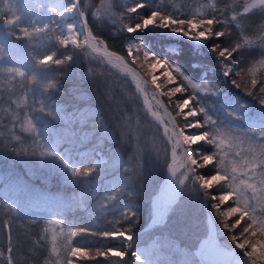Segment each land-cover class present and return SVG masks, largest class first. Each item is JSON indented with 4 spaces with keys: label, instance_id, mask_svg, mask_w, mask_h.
Segmentation results:
<instances>
[{
    "label": "trees",
    "instance_id": "1",
    "mask_svg": "<svg viewBox=\"0 0 264 264\" xmlns=\"http://www.w3.org/2000/svg\"><path fill=\"white\" fill-rule=\"evenodd\" d=\"M50 1L54 0H0V22L12 15L6 5H14L16 13L22 18L19 7L24 5L28 10L25 18L29 13L41 15ZM61 1L71 6L72 0ZM253 1L246 0L249 5L254 4ZM244 2L202 0L195 8L176 13L178 17H191L201 13L211 15L216 11L221 17L222 23L213 27L226 31L228 35L220 39L213 37L197 45L184 38L166 37L158 33L149 36L142 31L130 33L120 28L121 17L129 8H138L134 14L137 17H148L158 9L157 0H83L88 27L93 35L104 42L107 51L124 56L126 63L149 81L146 67L141 68L139 61L132 64L131 58L127 56L129 48L139 47L154 58L178 68L192 83L189 84L183 76L173 72L175 83L169 85L161 75L158 80L161 92L174 87L185 89L171 101L163 95V104L171 117L175 118L177 127L181 128L185 122L177 115L173 101L195 96L190 108H202L204 115L217 122L221 135L233 138V146H226V151H220L229 171L233 162L242 165L241 158L234 155L237 151L242 155L244 152L250 155L249 148L254 146L259 157L258 146L251 140V132L264 129L261 124L264 120V104L243 90L244 85L250 84L252 79L248 68H255V75L264 79V69L257 63L264 57V48L257 46L259 36L264 35V10L253 8L247 18L241 21V27H237L235 23H229L231 9ZM197 10L201 13H197ZM224 12H228L226 18L222 15ZM126 22L134 24L138 18L133 17ZM242 32L248 33V39L253 41L254 46L245 47L234 54L238 64L244 63L241 76L235 77L241 84V88H237L224 75L223 68L230 62L223 61L213 49L218 45L235 44ZM44 38L47 43L37 51L32 40H17L13 36L14 62L3 65L20 67L26 71V75L34 74L37 82L29 83L30 75L13 79L7 73L0 72L2 82L16 90L25 104L36 102L37 109L41 101L45 105V112L40 113V117L33 116L41 138L34 141L16 130L9 137L0 133V222L14 221L13 255L16 264H64L69 242L93 250L115 247L116 241L96 236L78 234L71 237L70 230L85 228L89 232H98L111 229L113 224L108 221L119 219L129 210L136 214L134 223L128 225L132 227L131 235L148 232L149 236L156 238L154 255L157 264H209L203 260V254L212 240L233 252V258L245 259L250 263L245 250L237 248L231 239L236 234L242 242L241 230L247 221H241L234 233L225 229L222 217L212 207L213 201L195 178L196 175L210 178L216 174L220 167L217 163L198 169V173H190L183 193L166 215L165 222L155 224L147 231L153 223L151 203L168 175L171 159V147L162 138L160 126L147 119L133 94H124L129 81L112 72L101 58L86 47L63 48L55 43L54 34H44ZM47 49L50 53L55 52L57 59L63 60L67 56H71V59L60 66L50 62L48 66L41 67L36 64V57ZM18 54L24 55L19 58ZM163 69L166 70L162 67L157 73L162 74ZM43 81H54L56 87L43 92L40 87ZM193 84L200 85L201 89H194ZM127 96L135 102L133 105ZM48 111H52L53 116H47ZM28 115L31 117L30 113ZM194 120L202 121L203 115ZM5 139L21 155L3 146L2 141ZM45 149L56 152V157H41L40 153ZM33 151L35 156L32 155ZM192 151L201 155H214L217 150L210 144L200 142L193 146ZM98 154L105 159L103 165L94 163ZM89 167L95 168L96 172L87 178L85 185L71 177L74 168ZM260 171L257 169V172ZM239 179L241 177L238 176ZM228 190L227 184L222 181L208 191L216 196ZM108 195L115 198L107 204L105 211L100 201ZM235 199L233 196L231 200L225 201L220 211L234 207ZM8 204L17 207L18 214L11 212ZM238 218L234 216L228 222L231 224ZM7 247V228H4L0 230V251L4 252L5 257L8 255ZM79 264L111 263L100 260L79 261Z\"/></svg>",
    "mask_w": 264,
    "mask_h": 264
},
{
    "label": "snow or ice",
    "instance_id": "2",
    "mask_svg": "<svg viewBox=\"0 0 264 264\" xmlns=\"http://www.w3.org/2000/svg\"><path fill=\"white\" fill-rule=\"evenodd\" d=\"M6 6L12 15L3 20V25L6 26V28L3 32H0V37H2L0 38V72L7 73L13 79L16 76L27 78V76L30 75L31 79L29 83L37 82V77L34 74L28 73L26 75V71H22L20 67H3L5 63L11 64L14 62L13 41L11 39L13 36H15L17 40L21 38L32 40L38 34H54L55 43H58L63 48H68L69 44L73 45L77 49L87 46L91 47L93 51L103 50L107 57H115L116 60L126 63L124 56L117 55L114 51H107V48L104 46V42L93 35V32L88 27L86 9L83 7V0H72L71 6H66L65 4L58 2L52 3L48 8V11L53 13L52 16L47 19L39 20V23H37V21H32L28 26L21 23L22 17L16 13L14 5ZM213 8H215L214 5ZM241 8L243 9L242 12L240 11ZM253 8L264 10V0H255V3L252 5H249L245 0L244 3L236 5L231 9L232 14L229 23H235L237 27H241V21L247 18V14L252 12ZM137 12V7L129 8L128 12L121 17L120 28L131 33L145 30L150 26H155L161 29H170L176 33H182L184 36L193 40H208L213 37L220 39L225 38L228 35L226 31L214 29V25L222 23L221 17L216 14V11H213L211 15L201 13L199 16L194 15L191 17H178L172 13L162 10L159 6V8L154 10L148 17H137L134 15ZM73 13L82 19V23L79 29H77L76 27L71 26V22H69V26L67 27L68 35L65 37L63 35L64 31H62L59 26L62 24L61 21H63L65 17ZM222 15L226 18L228 16V12H224ZM56 17H60L61 19L57 20ZM133 17L138 18V22L134 24L126 22V20L132 19ZM17 29L19 30L18 33ZM57 29L60 31L57 32ZM262 31H264V29H262ZM252 46H254V43L248 39V33L242 32L240 39H238L235 44L231 46L218 45L213 49V51L223 61L230 62V65L223 68L224 75L228 76L237 88H241V84L235 79V77L241 76L242 71H244V63L238 64V62L234 60V54L240 52L242 49H245V47ZM257 46L264 48V35L259 36ZM127 56L131 58L132 64H136L139 61L141 68L146 67L148 75L151 77V84L155 87L157 92H159V89L161 88V84L158 83L157 76L155 75L158 67H164L166 69L163 76L169 85L175 83L173 72L183 76L178 68L173 67L167 61L162 62L154 58L139 47L129 48L127 50ZM70 59L71 56H67L63 60L57 59L56 53H50L47 49L43 54L37 55L36 64L41 67H46L50 64V62H54L55 65L60 66L63 65L65 61ZM110 62L111 61L109 60V63ZM257 63L261 69H264V57L257 61ZM255 71V68H248V72L252 73V79L250 80V84L244 85L243 90H245L248 95L257 98L261 104H264V79L256 76ZM183 79L188 81L184 76ZM189 84L192 83L189 82ZM192 86L194 89H201L200 85L193 84ZM40 87L43 92H48L50 89H54L56 84L54 81H43L40 82ZM184 91L185 89L182 87H174L170 91L159 92V95H165L169 98V101H171L178 93H182ZM193 101H195L194 95L175 103L177 115H182L185 122L179 130L173 127L171 133L169 134L168 127L165 126L164 129L165 134L168 135L169 140L172 141L171 154L173 164H175V158L178 153L182 152V160L185 170L190 173H198V169L205 168L207 165H214V163L220 165V167L217 168L216 174L210 176V178L196 175V181L205 191V194L210 196V199L213 201V209L217 210L218 215L222 217L223 226L230 233H234V230L239 227L241 221H247L246 226L241 230L242 242L236 234H233L231 239L237 248L245 250V255L247 256L250 264H260V262H264V130L256 133L259 139H251L252 141H256V145L259 147V157L256 155V147L254 146H250L249 148V154L251 157L249 159H245L242 153L237 151L234 155L240 157L243 160V164L238 165L236 162H233L229 171L225 165L223 156H220V151H226V146L227 148H231L233 146L232 136L221 135L219 128L217 127V122L204 115L202 108H190V104ZM157 103L159 104L160 101L157 100ZM185 109H187V112H185ZM36 111L38 113L45 112V105L43 101L40 102V107L36 109ZM46 115L51 117L53 116V112L48 111L46 112ZM169 115L171 114L169 113ZM202 115V121L194 120V118ZM174 119L175 118L173 117V120ZM16 122L17 121L15 120L13 121V127ZM161 123L164 122L161 121ZM5 127L7 126L5 125ZM21 128L25 131H29L30 133H34V141L41 138L37 131L33 116L27 118L26 121L21 124ZM186 129H196L200 131L196 134H190L191 132H186ZM236 136H239L238 132L236 133ZM200 142L212 145L217 151H215L214 155H201L199 153H194L192 151L193 146L199 144ZM2 144L10 150L16 152L18 155H21L17 148L7 139L3 140ZM24 154L27 155L26 152ZM32 155L35 156L36 153L33 151ZM40 155L41 157L53 158L56 157V152L45 149L40 153ZM217 157H219V159H217ZM257 169H262L259 172V176L261 177L259 186L256 183L250 182L255 180ZM95 172L96 169L92 167L74 168L71 171V177L80 182L82 185H85L87 183V178L92 177ZM169 172L172 176H175V167L169 166ZM238 176H246L249 180H238ZM183 177V179L179 180L180 184H183L184 180L187 178L186 176ZM222 181L227 184V188L229 190L222 191L224 194L212 196L208 190L211 189L214 184H219ZM249 191L251 192V196H247L245 194ZM233 196L236 197L234 201L235 206L229 207L226 211H220V206L223 205L225 201L231 200ZM114 198V196L108 195L100 201L101 206L105 211L107 209V204ZM8 208L11 212L18 214L17 207H13L12 204H8ZM257 208L259 209V212H257ZM234 216H238L239 218L230 224L228 221ZM135 218V212L129 210L123 213L119 219L108 221L110 224H113L111 229L89 232L88 229L78 228L76 230H70V236L76 237L78 234H84L96 236L104 240H123L125 242H130L133 239V236L131 235L132 227L128 225L133 224ZM33 223H35V221H33ZM51 223H59V221H51ZM4 228H7L8 255L5 257L4 252L0 251V264H4L5 260L6 264H16V259L13 255L15 250L13 241L14 221L4 220L0 222V230H3ZM53 252H56L55 247L53 248ZM126 255L127 253L125 251L115 247H98L93 250L79 245H71L69 242V246L65 254L64 264H79V261L97 262L100 260L109 261L114 259L118 264V261L125 260ZM133 256L137 261V264H145L141 257L136 256L135 253H133Z\"/></svg>",
    "mask_w": 264,
    "mask_h": 264
},
{
    "label": "rangeland",
    "instance_id": "3",
    "mask_svg": "<svg viewBox=\"0 0 264 264\" xmlns=\"http://www.w3.org/2000/svg\"><path fill=\"white\" fill-rule=\"evenodd\" d=\"M57 2L62 3L61 0L50 1L47 3V7L44 9L41 15L38 13H29L25 18L24 16L26 15L28 10L24 5H21L19 7L23 16L21 23L25 26H28L32 21H37L39 23V20L47 19L48 17L53 15V13L48 11L49 5ZM201 2L202 0H157V7L159 8L160 6L162 10L175 15L176 13L179 14L189 8H195L196 6L200 5ZM253 2L255 3V0ZM0 8L2 9V6H0ZM197 13H201V11L197 10ZM56 19L60 20L61 18L57 17ZM78 21L80 22L78 16H76L75 14L73 16L72 14H69L67 17L64 18L63 21H61L62 24L59 27L62 31H64L63 35L65 37L68 35V33L64 28L69 26V22H71V26L76 27L75 25ZM5 28L6 26L3 25V21L0 22V32H3ZM59 31L60 30L57 29V32ZM18 32L19 30L17 29V33ZM142 32L149 36H153L154 33H158L166 37L182 39L184 38L186 41L197 45H202L205 42V40H193L189 37L184 36L182 33H176L171 31L170 29H161L155 26H150L147 29L142 30ZM33 39L31 43L34 45L37 51L41 50L42 46L47 43V40L44 38V34L36 35L35 41H33ZM69 47L75 48L71 44H69ZM86 49H88L93 55L101 58L103 63L112 72L129 81V84L126 86L124 94H133L135 100H137L142 106L141 111L147 115V119L157 123L160 126L162 138L170 145L172 152V141L169 140L168 135L165 134L164 129L165 126H167L170 134L173 127H175L177 130H179V128L177 127L175 121L169 115V113L166 112V107L164 106L162 101L163 95H159V92H161V90L159 89V92L155 90V87L151 84V77L150 80L147 81L139 75L137 70H135L127 63L118 61L115 57H107L106 53L103 50L93 51L91 47L87 46ZM24 54H18V57L20 58ZM109 60L111 61L110 63ZM159 70H162V67H158L156 69L155 75L157 76V81L165 71L163 69V73L158 74L157 71ZM140 79H142L144 82L141 83ZM127 100H129V103L132 105L133 103H135L130 100L129 96H127ZM157 100L160 101L159 104L157 103ZM175 103L176 101H173L174 106ZM37 106L38 105L36 104V102L33 101L25 104L23 97L21 95H17V91H14L12 88L4 84L0 78V133H4L6 135L5 137L14 135V130H16L19 131L21 135H28L32 139H34L35 134L30 133L29 131H25L23 128H21V124L24 123L27 118H29V113L31 114V116L39 115L40 117V113L36 112ZM179 116L183 118L182 115ZM14 120L17 122L13 127ZM161 121H163L164 123H161ZM261 124L264 128V120L261 122ZM5 125L7 127H5ZM185 131L191 132L190 134L197 133L195 129H186ZM219 131L221 132V130ZM256 133V131L252 130L251 137L253 139H259ZM243 156L245 159L251 158L250 155H245V152ZM94 163L98 165H103V163H105V159L98 154L94 160ZM241 164H243L242 159ZM170 165L175 167L176 175L172 176L168 169V175L165 177L163 183L159 186L158 193L153 198V201L151 203L153 223L150 225L147 231H150L151 227H153L155 224H162L165 222L166 215L169 213L171 207L176 203L178 197L181 196V194L183 193L184 187L187 184L188 178L190 177V172L185 170L184 167V163L182 160V152L178 153L177 157L175 158V164H173V158L171 154ZM183 176H186L187 178L184 180L183 184H180L179 180L183 179ZM241 179L249 180V178L246 176L241 177ZM260 179L261 177L259 176V172H256L255 180H252L250 182L256 183L259 186ZM245 194L247 196H251L250 191L246 192ZM257 211H259L258 208ZM116 242L117 244L115 245V248H119L127 253L125 260L118 261V264H137L133 253H135L136 256L141 257L144 260L145 264H157L156 256L154 255V250L157 247V240L156 238H152V236H149L148 232L134 235L132 241L130 242H125L123 240H118ZM203 260L209 264H250L245 259L238 260L233 258V252L221 246L219 243H217L216 240L211 241L207 252L203 254ZM109 261L111 264H117V261L115 259Z\"/></svg>",
    "mask_w": 264,
    "mask_h": 264
},
{
    "label": "bare ground",
    "instance_id": "4",
    "mask_svg": "<svg viewBox=\"0 0 264 264\" xmlns=\"http://www.w3.org/2000/svg\"><path fill=\"white\" fill-rule=\"evenodd\" d=\"M74 14H75V13H73L72 16H73ZM75 15H76V14H75ZM76 16H77V15H76ZM78 19H79L80 22L82 23V19L79 18V17H78ZM80 22H79V21L76 22V25H75V26L77 27V29H79V27H80V25H81ZM64 29L67 31V27H65ZM140 82L143 83L144 81H143L142 79H140Z\"/></svg>",
    "mask_w": 264,
    "mask_h": 264
},
{
    "label": "water",
    "instance_id": "5",
    "mask_svg": "<svg viewBox=\"0 0 264 264\" xmlns=\"http://www.w3.org/2000/svg\"><path fill=\"white\" fill-rule=\"evenodd\" d=\"M166 112H168V111L166 110Z\"/></svg>",
    "mask_w": 264,
    "mask_h": 264
}]
</instances>
